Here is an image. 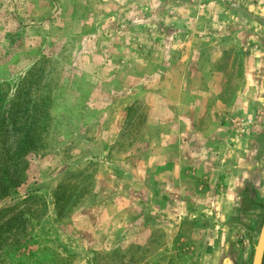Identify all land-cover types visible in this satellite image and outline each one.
Listing matches in <instances>:
<instances>
[{
    "label": "rangeland",
    "instance_id": "rangeland-1",
    "mask_svg": "<svg viewBox=\"0 0 264 264\" xmlns=\"http://www.w3.org/2000/svg\"><path fill=\"white\" fill-rule=\"evenodd\" d=\"M262 2L0 0V156L33 137L0 264H231Z\"/></svg>",
    "mask_w": 264,
    "mask_h": 264
},
{
    "label": "flooded vegetation",
    "instance_id": "flooded-vegetation-1",
    "mask_svg": "<svg viewBox=\"0 0 264 264\" xmlns=\"http://www.w3.org/2000/svg\"><path fill=\"white\" fill-rule=\"evenodd\" d=\"M256 19L264 26V0ZM252 164L239 183L230 215L236 243L231 264H264V116L251 144Z\"/></svg>",
    "mask_w": 264,
    "mask_h": 264
},
{
    "label": "trees",
    "instance_id": "trees-1",
    "mask_svg": "<svg viewBox=\"0 0 264 264\" xmlns=\"http://www.w3.org/2000/svg\"><path fill=\"white\" fill-rule=\"evenodd\" d=\"M29 129L30 127L27 128V131L22 139V151H14L11 155L8 154V152H5L0 156V198L6 194V191L10 186L16 183V176L13 172H16L20 163L25 162V152L30 146H33V137L28 134ZM7 161L9 162L7 163ZM13 208L14 205L0 207V216L5 218L0 222V249H2L4 244H6L8 238L16 236L19 231V223H17L18 216L9 215L12 214L9 213V210L11 211ZM17 241L18 240L16 239L15 242Z\"/></svg>",
    "mask_w": 264,
    "mask_h": 264
}]
</instances>
